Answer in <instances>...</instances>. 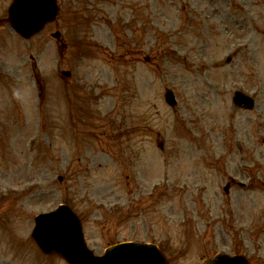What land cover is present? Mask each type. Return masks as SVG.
<instances>
[{"label":"rangeland","instance_id":"rangeland-1","mask_svg":"<svg viewBox=\"0 0 264 264\" xmlns=\"http://www.w3.org/2000/svg\"><path fill=\"white\" fill-rule=\"evenodd\" d=\"M11 3L0 0L1 18ZM63 6L30 41L3 30L0 264H67L31 235L35 217L62 202L97 255L139 239L157 242L171 264L221 251L264 264V0ZM57 30L69 40L63 53ZM168 88L177 107L164 101ZM239 90L258 97L253 111L236 107ZM230 174L254 189L233 184L227 195Z\"/></svg>","mask_w":264,"mask_h":264},{"label":"water","instance_id":"water-1","mask_svg":"<svg viewBox=\"0 0 264 264\" xmlns=\"http://www.w3.org/2000/svg\"><path fill=\"white\" fill-rule=\"evenodd\" d=\"M57 0H17L11 10L12 25L21 35L29 38L34 33L43 28L45 22L52 20L58 11ZM168 102L172 103L171 95L166 96ZM236 101L239 103H249L250 101L238 94ZM61 218V221L59 220ZM64 229L65 238L59 243L57 231ZM35 236L40 240L44 250L53 251L64 255L68 259H73L69 250L65 247L71 244H77L83 239L78 225L68 212L60 210V212L48 215L42 218L37 225ZM82 242V240H81ZM105 258L99 260H91L88 256H81L78 264H166L159 251L152 252L150 249L142 253L143 250L138 249L134 245H121L108 249ZM74 261V259H73ZM238 262V263H237ZM232 260L228 257L217 256L212 263L206 264H242L239 260ZM75 263V261H74Z\"/></svg>","mask_w":264,"mask_h":264}]
</instances>
